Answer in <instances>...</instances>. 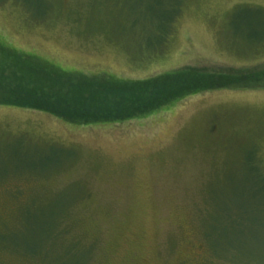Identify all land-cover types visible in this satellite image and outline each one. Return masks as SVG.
Segmentation results:
<instances>
[{
	"label": "rangeland",
	"instance_id": "374dc122",
	"mask_svg": "<svg viewBox=\"0 0 264 264\" xmlns=\"http://www.w3.org/2000/svg\"><path fill=\"white\" fill-rule=\"evenodd\" d=\"M13 53L119 81L242 78L114 121L0 104V264L70 247L84 264H264V0H0V67Z\"/></svg>",
	"mask_w": 264,
	"mask_h": 264
},
{
	"label": "trees",
	"instance_id": "16d2710c",
	"mask_svg": "<svg viewBox=\"0 0 264 264\" xmlns=\"http://www.w3.org/2000/svg\"><path fill=\"white\" fill-rule=\"evenodd\" d=\"M10 56L15 61L9 62L7 66L4 65L5 61L0 67V92L3 91L0 104L43 110L80 124L142 116L185 94L216 85L222 87L225 83L242 78L236 74L213 71L212 73L219 75L217 81L201 83L200 74L193 71L196 68H192L189 73L175 79L157 76L149 80L129 82L102 74L87 76L63 73L34 57L18 56L15 53ZM185 70L183 67L178 72ZM199 70L205 71L200 68L197 71ZM235 222L229 221V228L237 227L238 222ZM33 251L28 254L34 255ZM82 253L76 247L64 249L55 257L53 264H84Z\"/></svg>",
	"mask_w": 264,
	"mask_h": 264
}]
</instances>
